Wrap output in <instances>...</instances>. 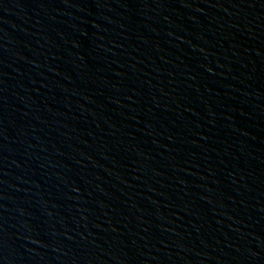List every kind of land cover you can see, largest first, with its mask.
Masks as SVG:
<instances>
[{"label":"water","instance_id":"water-1","mask_svg":"<svg viewBox=\"0 0 264 264\" xmlns=\"http://www.w3.org/2000/svg\"><path fill=\"white\" fill-rule=\"evenodd\" d=\"M105 264H264V131L189 185Z\"/></svg>","mask_w":264,"mask_h":264}]
</instances>
